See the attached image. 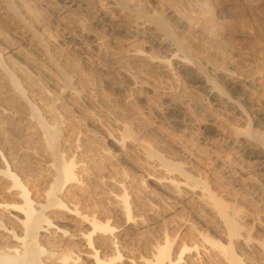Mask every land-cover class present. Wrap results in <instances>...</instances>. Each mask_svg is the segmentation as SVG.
<instances>
[{"label": "bare ground", "instance_id": "6f19581e", "mask_svg": "<svg viewBox=\"0 0 264 264\" xmlns=\"http://www.w3.org/2000/svg\"><path fill=\"white\" fill-rule=\"evenodd\" d=\"M51 1L0 0V100L3 102L0 104V177L8 181V186L5 184L3 190H6V193L10 192V197H12L10 201H0V264H181L184 257L183 252L191 249L198 253L200 244L193 243L188 247L183 242L182 249L180 248L181 250L177 252L176 245H174L175 239L166 232L163 233L162 240L151 243L149 255H141V261L136 262L134 256L124 254L120 248L123 239H120V234H116L120 230L119 227L113 224L109 218H102L94 212L88 213L81 207L77 191L85 185L81 174L83 173L81 172L82 168L78 169L81 166L77 165L80 160H76L75 155H69V152L64 151L65 145L62 139L63 128L72 118L69 113L70 107L76 110L80 109V113L86 115L93 126L98 125L102 130L105 128H103V124H100L101 121L99 122L102 120L100 115H98V119L95 117L94 111L92 112L94 115L88 111L92 95L98 90L96 89L97 85L95 87L88 82L85 83L86 80L85 82L82 78L80 80L75 74L72 75L74 71L71 73L68 68L64 67L62 56H55L54 52L56 51H53L52 46L55 42L52 43L49 39L48 32L50 31H47L43 22L38 19L36 12L47 7L48 4L50 5ZM80 1L85 10L98 9L99 0ZM107 1L124 20H133L134 24L140 23L143 26L141 29H145L146 32L143 31L148 34L152 42L163 40L170 44L169 53L162 51L164 56L159 55L160 52H156L157 54L154 51V53L147 50L146 52L140 46L139 48L122 46L121 41L119 42L121 46L117 43L116 48V44H114L115 47L112 46L110 52H106L108 49L105 50L103 47L108 55L106 58L112 59V63L115 61L118 64L116 60L118 61L120 56L126 59L127 62L121 69L124 71L122 74L126 79L123 78V80H127V86L134 88L142 83L147 84L150 89L154 88L153 92L156 91L158 96L165 98L167 107L181 113L186 111L188 105L200 109L204 113L210 112L211 106L206 104V98L196 92L190 90L180 92L179 90L183 96L182 99L181 95L175 96L172 91L164 89L165 86L157 89L156 81L158 79L165 77L167 80V77L173 76L172 63L182 74H187L190 71L191 74L202 80L201 84L195 85L196 89L204 91L208 96H213V92H216V96L223 97L229 102L228 108L234 110V115L236 114L234 118L242 123L235 128L233 134L245 136L243 139L246 141L248 155L253 157L256 163L258 162L259 166L261 165L264 169V0H248L252 9H245L241 20H245L244 23L249 25L250 29L246 28L249 29V32L247 33L248 30H245V33L242 30L241 33L237 32L239 30H234L238 34L246 35V38L249 37V43H247L250 46L245 44L243 48H249L250 51H246L247 54H244L243 57L240 56L242 53L239 54L229 49L232 51L230 52L227 50L228 48H221L225 44H222L223 41L217 42L215 49L219 46L218 44H222L220 49H223L224 53L229 52V57L226 56L228 53L226 55L223 53L224 59L214 55V52L212 54L211 45H214L213 43L207 46L211 47V53H209L202 48L203 46L199 47L198 39H202L201 37L194 38L198 41L193 43L189 39L192 34H202L208 37V40L214 39L213 35L211 37L208 34L210 29L207 31L205 24H212L206 22L210 21L208 19H212L210 10L215 7L218 0ZM71 3L62 4L60 6L61 13L73 10L75 5ZM215 8L219 11L223 7ZM53 9L54 7L52 12ZM60 11L57 13L56 9L53 16H58ZM232 16L231 19L236 20ZM225 17L221 21L218 19L216 26L231 28L235 21H230V16L229 19ZM238 21L240 22V20ZM193 22L195 24H192ZM210 22L215 25L214 20ZM128 23L130 24V22ZM236 25L237 27L241 26L239 23ZM216 28L219 30L218 27ZM216 28L215 30H217ZM212 29L214 30V28ZM219 31L221 32V30ZM234 31L232 30V32ZM220 32L218 34L223 35ZM232 36L234 37V35ZM69 39L74 44H79L76 37ZM215 40L217 39L215 38ZM116 41L115 39L114 42ZM194 43L199 45L196 46ZM158 48L161 49L159 45ZM218 53L217 51L216 54ZM220 53H222L221 50ZM226 57L228 60H225ZM234 64H239L240 67L237 68ZM91 66L93 65L91 64ZM120 66L118 64L116 67ZM233 66L237 69L230 68ZM136 73L140 78L135 77ZM39 76L46 77L53 90L49 84L50 90L45 88L46 86H43L42 90H36L35 84ZM40 80L41 78H39V82ZM39 82L37 84L41 85ZM192 82L191 78L188 82L189 88L193 86ZM178 83V81L176 83L174 81V85ZM34 88L39 95L42 94L43 98L45 97L39 99L41 103L33 95H28L29 91L35 93ZM38 94L36 93V96ZM91 107L93 108L92 105ZM8 114L12 115L11 119L15 118L16 120V123L11 122V126L15 123L16 130L22 132L21 126L24 125V130H28L29 135L22 134L21 136L6 128L4 122L7 120ZM211 114L208 119L214 124H219L218 116L214 117V114ZM3 117L6 120L2 119ZM117 123L115 122V126L113 125V128L116 127L114 130L117 131L109 129L115 133L108 132V137L120 147L124 154H141L145 166L151 161L155 163V170L145 173L147 178L154 182L168 198L172 201L185 200L187 202L186 200H189L190 197H194L206 212L216 213L219 228L215 230L221 240L211 239L212 237L204 234H200V238L203 244H208V247L216 251L214 252L220 256L222 264H246L245 259L247 258L252 259L255 264H264V247L258 246L262 243H258L257 246H254L255 248L251 246V240L235 217V212L229 210L226 203L211 192L204 181L191 175L183 163L165 158L159 151L154 150L155 147L152 149L147 146L148 144H144V138L142 140L132 132L133 127L131 129L126 123L119 125ZM226 128L228 129V127ZM142 164L139 166V171L141 168L144 169ZM39 165L48 171L42 181H39L41 169ZM136 168L138 169V167ZM119 188L121 189L120 193L115 194L113 199L119 208L121 206L125 223L130 224L131 221H136L137 215L132 214L124 184L122 183ZM195 190L198 191L195 192ZM4 213H7L11 223L5 222ZM61 218L69 222L77 219L88 228L86 227L78 234L70 233L67 227L60 225ZM58 236L62 239L68 237L77 240L88 251L85 253L74 251L69 244L70 247H64V243L59 240ZM107 241L110 244L106 245ZM239 243L242 252L238 253L235 247ZM82 257L85 260L83 263Z\"/></svg>", "mask_w": 264, "mask_h": 264}, {"label": "rangeland", "instance_id": "374dc122", "mask_svg": "<svg viewBox=\"0 0 264 264\" xmlns=\"http://www.w3.org/2000/svg\"><path fill=\"white\" fill-rule=\"evenodd\" d=\"M65 3L74 4L76 9L73 7V10L61 13L60 6ZM58 5L59 7H57ZM218 5L223 7L219 11L215 8L219 7ZM214 6L215 7L210 10L211 14L209 13L210 16H212V19L208 20H214L215 25H213V22L207 21L206 23H212V26L210 24H205V26H207V31L210 29L208 34L211 37L213 35L212 38H216L217 40H208V37L202 34H192L189 36L190 41L192 40L191 42L193 43L199 40L198 42L201 46L194 43L196 46H203L202 48L207 50V52L211 53L212 51V54L214 52V55L223 59L225 57L223 56L224 50L220 49V46L224 43L227 44H224L221 48H228L227 50L231 49L233 52H238L239 54L242 53L240 56L247 54L246 51H248L249 48L246 49L243 47L245 44L248 46L249 37L246 38V35L238 34L234 30H239L237 32L241 33L243 31L246 33L247 30V33L249 32V25L244 23L245 20H241L243 11L245 9H252L249 1L218 0L217 4ZM47 7L40 9L36 13L38 19L43 22L44 27L47 28V31H50L48 32L49 39L52 43L55 42L54 46H52L53 51H56L54 52L56 53L55 56H62L61 59H63L62 63L64 67L68 68L71 73L74 71L72 75L75 74L80 80L83 79L84 82L86 80L85 83L88 82L90 85H97V87H95L98 89L96 92L98 94L94 93L92 95L91 105L93 108L90 105L88 111L90 113L94 111L95 117L98 119L99 117L100 119L102 118L99 122L101 121L100 124H103V128L107 130L103 129V131L102 128H100V130L98 125L93 126L89 118L83 113H80V109L76 110L75 108L73 109L70 107L71 110L69 109V113L72 115L71 120L73 119V121L70 120L64 126L66 130L63 128L64 133L62 139L65 145L64 151L69 152V155H75L74 158L76 160H80V164L78 163L77 165L78 167L81 166L78 169L82 168L81 172L83 173L81 174L85 186H83L82 189L79 188L81 191L78 190L79 192L77 191V194L80 198L82 209H85L88 213L94 212L102 218L107 217L113 224L117 225L120 230H118L116 234H120V239H123L122 247H120L123 250L122 252L134 256L136 262L141 261V255L148 256L151 252V243L157 240H162L163 233L167 232L171 235V238L175 239L174 245H176L175 248L177 252L182 249L181 244H183V242L188 247L193 243L201 245V247L199 245L198 253H195V251L191 249L185 250L183 252L184 262L182 261L181 264L223 263L219 258L220 256L215 253L216 251L214 250V252L212 248L208 247V244H203V241L200 238V234H204L210 238L212 237L211 239L221 240V237H219L220 235L216 232L219 228L216 213L206 212L194 197H190L192 200H186L187 202H185V200L172 201V199L168 198L154 182L147 178L145 172H153L156 168L155 163L151 161L147 163L150 168L146 167L147 164L145 166L141 154H124L120 150V147L108 137V132L117 131L114 130L116 127L113 128L115 122H119L117 123L118 125L126 123L131 129L133 127V131H131L134 134L138 135L142 140L144 138L147 142L143 141L144 144H148L147 146H150L152 149L155 147L154 150L159 151L165 158H171L175 162L183 163V166L191 175L204 181L210 191L222 199L229 210L235 212V217L239 220L237 221L243 227L244 232L248 235L247 237L251 240V246L255 248L254 246H257V244L261 242L263 246L262 244H259L258 246L264 247V169H262L261 165L259 166L258 162L256 163V160L253 157L248 155L245 146L246 141L243 139L245 136L236 133L233 134L235 128L240 124L242 125V123L234 118L236 114L234 115L235 111L228 108L229 102L225 98L223 99V97L216 96V92H213V96H208L204 91L196 89L195 85L201 84L202 80L199 77L197 78L194 74H191L190 71L187 74H182L177 68H175L173 63V67L171 66L173 68V76H170L171 78L167 77V80L165 77L158 79L156 81L157 89L165 86L164 89L172 91L175 96H180V92L183 90L196 92L206 98V104L211 106L210 112L204 113L203 111H200V109L188 105L189 107H186V111L181 113L178 110L167 107V101L165 98L158 96L156 91L153 92V87L150 89L149 85L148 87L147 84L143 83L139 85L140 87L136 86L137 88L131 86L130 88L127 86V80H123L125 76L122 72L124 71L121 69V67L125 66L124 64L127 62L126 59L120 56L116 62L121 66L116 67L118 64H116L115 61L112 63V59H108L109 57L106 58V52H110L109 50L114 44H116L115 46L117 48L121 41L120 44L122 46H135L134 48H139L140 46L143 50H147L150 53L151 51H154L155 54L160 52L161 54L159 53V55L161 56H164V53H167L166 51H168V53L170 52V44L163 40L152 42L148 34L145 33V29H141L143 26H141L140 23L136 22L134 24L135 21L133 20V22L130 20H124V18L117 13L115 8L112 7V4L107 0H99L98 9L93 11L83 9L84 7L80 0H52ZM53 7V12H55L56 9L57 13L60 11L59 15L56 17L53 16ZM242 7L245 8L243 9ZM225 14L227 17H225ZM228 15L230 16V19ZM231 16L232 18H236V20L238 18L240 22L231 19ZM213 17L215 18L213 19ZM224 17L226 19L228 18L230 21L232 20V22L235 21L231 28L216 26V21H218V19L221 21ZM123 21H128L130 24ZM236 23H239L242 28L239 25L237 27ZM241 23L246 26H243ZM192 24L195 23L193 22ZM216 27H218L221 32ZM212 28H214V30ZM215 28L220 33H223V35L218 34L219 32L215 30ZM141 30H144L145 32H142ZM222 30H224L225 33L222 32ZM232 30L234 32H232ZM230 34L234 35V37L231 35L229 38ZM70 37H76L79 44L71 42L69 39ZM200 37L202 39H198ZM194 38H197L198 40ZM115 39L117 40L116 42H114ZM220 41H223V43L221 42L222 44H218L219 46H217V48L219 47L222 53H220L219 49H215V44ZM212 43L214 45H211ZM98 45L101 47H98ZM158 45L161 49L158 48ZM208 45H211L212 48L210 46L208 48ZM103 47L105 50H108L105 52ZM210 48L212 49L211 51ZM217 51L220 54H216ZM226 53L228 54L226 55ZM226 53H224V55L229 57V52L227 51ZM228 57H226L225 60H228ZM89 61L93 66H91ZM238 65L234 64L235 67L239 68L240 66ZM234 66L230 68L233 69L235 68ZM137 75L138 74L136 73L135 77L138 79L139 76ZM39 78H41L40 82ZM191 78L193 81L191 84L193 86L189 88L190 85L188 82ZM174 81L175 83L176 81L179 83L174 85ZM38 82L41 83V85L37 84ZM48 84L49 82L46 77L39 76L38 81L35 84V87H37L36 90L41 88L44 89L45 86V88L50 90L52 86L49 84L51 86L50 88ZM33 90L35 91V88ZM51 90H53V88ZM31 92L32 91H29L30 94L28 93V95H33L37 100L45 98H43L42 94H40L41 97H39L40 95L38 94V91H35L34 94ZM36 93L39 96H36ZM180 98L183 99V96L181 95ZM40 101L41 100H39V103H41ZM0 104H3L1 100ZM4 105L7 104L4 103ZM78 113H80V116H78ZM208 113H212L211 115L214 114V117L218 116L217 118L220 123L214 124L211 122ZM92 114L94 115V113ZM98 115L100 116L98 117ZM11 117L12 115L8 114L6 116L7 120L5 117L2 118L7 121L4 122V124L6 123V128L11 129L12 132L14 131V133H18L21 136L22 134L29 135V131L24 130L23 124V126H21L22 132H18V130H16L17 125H14L16 120L14 117V119H11ZM11 122L15 123L11 126ZM110 122L113 124L111 125ZM109 129H113V131ZM140 164L144 165V169L147 168L148 170L144 171V169L141 168V171H139ZM40 167L39 181H42L48 171L43 168L42 165ZM136 167H138V169ZM7 182V180L0 177V201L12 200L10 192L6 193V190H3L4 186H8ZM122 183L126 187L125 190L132 214L137 215L136 221H131L130 224L125 223V217L122 215L121 206L119 208L118 204L114 202L113 199L115 194L120 193L121 189L119 187ZM197 191L198 190H195V192ZM34 193L36 194L37 192ZM3 217L5 222L11 223V221L8 220L7 213H4ZM59 223L60 225L67 227L68 230H70V233L72 232L76 234L85 230L87 227L77 219L69 222L61 218ZM58 238L64 243V247L70 245L74 251H79L81 253L88 251V249L80 245L77 240L69 239L68 237L62 239L60 236H58ZM75 242L78 243L74 244ZM108 243L109 242L107 241L106 245H108ZM71 244L74 245L72 246ZM240 246L239 243L235 247V250L238 253L242 252ZM81 260L82 263L85 261L83 257ZM245 261L246 264H255L250 258L245 259Z\"/></svg>", "mask_w": 264, "mask_h": 264}]
</instances>
